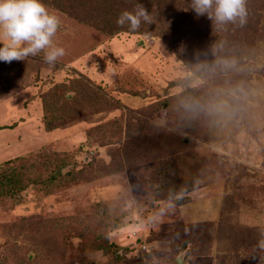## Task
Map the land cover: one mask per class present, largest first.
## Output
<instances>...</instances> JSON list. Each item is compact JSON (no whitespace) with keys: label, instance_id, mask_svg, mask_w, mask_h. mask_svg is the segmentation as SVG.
Wrapping results in <instances>:
<instances>
[{"label":"rangeland","instance_id":"374dc122","mask_svg":"<svg viewBox=\"0 0 264 264\" xmlns=\"http://www.w3.org/2000/svg\"><path fill=\"white\" fill-rule=\"evenodd\" d=\"M43 3L66 54L54 65L43 52L0 61V164L27 158L33 175L63 153L70 176L47 190L29 183L0 206V264L5 244L15 264H264V0L238 89L216 65L197 76L185 63L205 41L190 27L172 47ZM192 94L200 110L183 109ZM215 99L222 112L207 107Z\"/></svg>","mask_w":264,"mask_h":264},{"label":"trees","instance_id":"16d2710c","mask_svg":"<svg viewBox=\"0 0 264 264\" xmlns=\"http://www.w3.org/2000/svg\"><path fill=\"white\" fill-rule=\"evenodd\" d=\"M43 2H51L53 7L59 11L73 13L80 22L106 34L129 31L127 25L124 27L117 25V18L122 11H132L136 3H142L150 13L153 23H142L141 27L146 24L149 25V28L138 30L139 32L154 31L172 47L181 46L184 41L183 33L189 27L194 35L191 41H196V45L199 44L200 39H205L198 47V54L195 57L192 56L190 60L184 58L178 49H174L179 57L183 60L186 59L185 63L192 68L197 76L203 75L201 73L205 71V65L218 66L220 72L231 78V81L236 79L235 86L236 82L237 84L242 83L241 78L250 76L247 66L248 56H245L249 51L248 48L246 51L244 49H246V44L252 40L249 31L255 30L253 25H257L259 22V13L255 4L260 5V0L255 3L254 0H246V23L240 25L241 29L236 26L238 23L217 26L207 16L197 17L190 8L191 0H43ZM191 21L194 22L193 26H191ZM236 87L233 88H241L242 84ZM193 102L200 103V98L194 94L190 95V104L189 106L183 105V109L187 111L200 110L190 107ZM54 104L53 101L49 102L43 98L44 115L45 117L51 116V122L59 119L58 110H55ZM170 105L169 102H166L167 110L172 109ZM47 127L54 129L56 125L51 123ZM68 161V154L48 155L46 158L40 159L38 171L31 175L27 158L16 156L4 159L0 164V206L8 205L9 207L18 203L21 191L29 183H38L44 190H47L49 187L64 182L70 176V172L62 173L61 169ZM101 208H103V204H101ZM115 226L119 227L120 224H115ZM10 247L9 244L3 246L1 258L3 264H15V261H12V254H15L13 252L16 251L10 250ZM114 257L117 258L116 255ZM18 260L21 261L20 258Z\"/></svg>","mask_w":264,"mask_h":264},{"label":"clouds","instance_id":"9594fccd","mask_svg":"<svg viewBox=\"0 0 264 264\" xmlns=\"http://www.w3.org/2000/svg\"><path fill=\"white\" fill-rule=\"evenodd\" d=\"M190 8L197 17L207 16L217 26L246 23V0H191ZM116 23L136 32L142 23L151 24L153 20L145 6L138 2L134 10L122 11ZM59 26V17L47 9L43 0H0V61L9 64L25 61L43 52L45 62L54 65L66 54L63 47L54 45ZM190 107L204 106L193 102ZM207 107L219 113L226 107V101L215 99ZM258 243L264 248V240Z\"/></svg>","mask_w":264,"mask_h":264},{"label":"water","instance_id":"95a60500","mask_svg":"<svg viewBox=\"0 0 264 264\" xmlns=\"http://www.w3.org/2000/svg\"><path fill=\"white\" fill-rule=\"evenodd\" d=\"M177 262H179V260H177Z\"/></svg>","mask_w":264,"mask_h":264}]
</instances>
